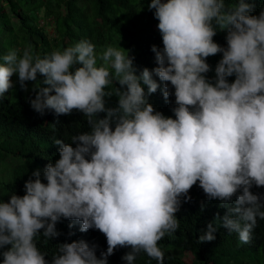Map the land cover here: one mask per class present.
Listing matches in <instances>:
<instances>
[{"label":"trees","instance_id":"1","mask_svg":"<svg viewBox=\"0 0 264 264\" xmlns=\"http://www.w3.org/2000/svg\"><path fill=\"white\" fill-rule=\"evenodd\" d=\"M10 199L0 264H264V0H0Z\"/></svg>","mask_w":264,"mask_h":264},{"label":"rangeland","instance_id":"2","mask_svg":"<svg viewBox=\"0 0 264 264\" xmlns=\"http://www.w3.org/2000/svg\"><path fill=\"white\" fill-rule=\"evenodd\" d=\"M48 28V31L50 32V33H52L53 32V29H52V27L51 26H48L47 27ZM10 198V197H9ZM9 203V205H10V207L11 208H16V210H17V212H19L20 211V204L16 201V200H12V199H10V202H0V204H2L3 206L4 205H7ZM1 205V206H2ZM188 261H189V259H187Z\"/></svg>","mask_w":264,"mask_h":264}]
</instances>
